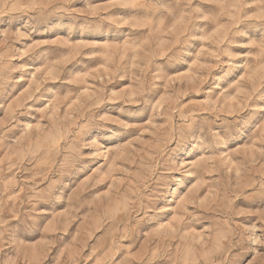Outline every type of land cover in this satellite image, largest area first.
Segmentation results:
<instances>
[{"label": "rangeland", "instance_id": "rangeland-1", "mask_svg": "<svg viewBox=\"0 0 264 264\" xmlns=\"http://www.w3.org/2000/svg\"><path fill=\"white\" fill-rule=\"evenodd\" d=\"M0 264H264V0H0Z\"/></svg>", "mask_w": 264, "mask_h": 264}]
</instances>
